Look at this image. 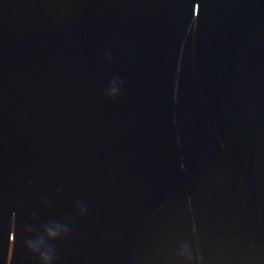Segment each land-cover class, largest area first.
Returning a JSON list of instances; mask_svg holds the SVG:
<instances>
[{"label":"water","instance_id":"water-1","mask_svg":"<svg viewBox=\"0 0 264 264\" xmlns=\"http://www.w3.org/2000/svg\"><path fill=\"white\" fill-rule=\"evenodd\" d=\"M41 253L264 264V0H0V264Z\"/></svg>","mask_w":264,"mask_h":264},{"label":"clouds","instance_id":"clouds-1","mask_svg":"<svg viewBox=\"0 0 264 264\" xmlns=\"http://www.w3.org/2000/svg\"><path fill=\"white\" fill-rule=\"evenodd\" d=\"M49 235L50 236H55L56 234L55 233H52V232H49ZM29 247L35 252L37 251L38 249H36L33 245H29ZM41 259L43 261V264H50V261H51V257L49 255H47L46 253H41Z\"/></svg>","mask_w":264,"mask_h":264}]
</instances>
